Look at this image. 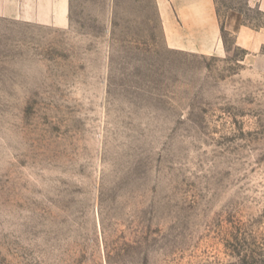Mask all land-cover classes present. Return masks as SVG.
Returning a JSON list of instances; mask_svg holds the SVG:
<instances>
[{"label": "rangeland", "instance_id": "374dc122", "mask_svg": "<svg viewBox=\"0 0 264 264\" xmlns=\"http://www.w3.org/2000/svg\"><path fill=\"white\" fill-rule=\"evenodd\" d=\"M261 2L0 13V264H264Z\"/></svg>", "mask_w": 264, "mask_h": 264}, {"label": "crops", "instance_id": "0c3cea01", "mask_svg": "<svg viewBox=\"0 0 264 264\" xmlns=\"http://www.w3.org/2000/svg\"><path fill=\"white\" fill-rule=\"evenodd\" d=\"M205 1L208 6L210 0ZM70 5L71 0H0V13L11 18L65 27L69 24ZM261 6L264 7V2Z\"/></svg>", "mask_w": 264, "mask_h": 264}]
</instances>
